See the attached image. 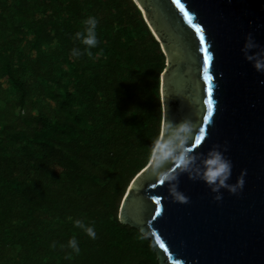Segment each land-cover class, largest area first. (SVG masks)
I'll return each mask as SVG.
<instances>
[{
    "label": "trees",
    "instance_id": "trees-1",
    "mask_svg": "<svg viewBox=\"0 0 264 264\" xmlns=\"http://www.w3.org/2000/svg\"><path fill=\"white\" fill-rule=\"evenodd\" d=\"M89 15L99 43L75 57ZM164 68L133 0H0V264H159L118 209L159 138Z\"/></svg>",
    "mask_w": 264,
    "mask_h": 264
},
{
    "label": "water",
    "instance_id": "water-1",
    "mask_svg": "<svg viewBox=\"0 0 264 264\" xmlns=\"http://www.w3.org/2000/svg\"><path fill=\"white\" fill-rule=\"evenodd\" d=\"M133 1L165 55L156 144L165 138V121L188 119L197 165L219 146L232 162L228 183H235L242 169L246 174L242 189L221 188L216 200L203 180L182 172L178 188L189 199L181 203L166 184L153 180L151 156L127 187L118 219L150 236L159 264H264V71H257L243 50L248 34L264 46V0H181L193 24L201 26L203 45L175 0ZM205 53L210 79H205ZM201 129L204 137L196 145ZM168 170L179 169L170 161Z\"/></svg>",
    "mask_w": 264,
    "mask_h": 264
},
{
    "label": "clouds",
    "instance_id": "clouds-1",
    "mask_svg": "<svg viewBox=\"0 0 264 264\" xmlns=\"http://www.w3.org/2000/svg\"><path fill=\"white\" fill-rule=\"evenodd\" d=\"M83 23L86 27L83 31H77L75 37L87 47L84 49L73 47L71 53L75 57L84 54L91 56V49L99 43L97 36L98 18L94 15H89ZM251 49H254V51H250ZM243 50L245 51V58L253 63L255 69L264 71V46L256 43L251 34L247 35ZM192 128L193 125L188 119L179 122L165 121L163 128L165 138L155 145V152L151 153L153 159L148 171L151 173L153 180H159L162 184H166L172 199L181 203H186L189 199L178 188V177L182 172L187 173L191 179L203 180L211 191L216 194L214 196L216 200L222 198L221 188L237 193L244 186L246 169L241 170L235 183H228L232 174V162L219 149V146L209 149L203 160L197 165V155L189 147ZM173 156L176 157L175 161H172ZM170 161L177 164L178 171L173 170L170 172L168 170ZM73 223L90 238H96L97 232L94 224L85 223L83 219H75ZM51 246L55 247L56 243L53 242ZM65 246L72 250L71 253H68L69 257H71L72 253L79 254L81 251L79 241L75 235L67 241V245H61V247Z\"/></svg>",
    "mask_w": 264,
    "mask_h": 264
},
{
    "label": "snow or ice",
    "instance_id": "snow-or-ice-1",
    "mask_svg": "<svg viewBox=\"0 0 264 264\" xmlns=\"http://www.w3.org/2000/svg\"><path fill=\"white\" fill-rule=\"evenodd\" d=\"M175 3L180 7L181 11L184 12V16L187 19L188 23L191 24L193 28H195L197 33H200V43H201V45H203L205 43V38H204L203 33L201 32V26L198 24H193L189 13L187 11H184V5L181 3V0H175ZM208 65H209V57L205 53V55H204L205 79H210V77H208V75H207ZM212 110H213V104H212L211 99H209L207 101L208 116H210L212 114ZM208 116H205L204 119L205 120L208 119ZM203 137H204V132H203V129H201L199 135L196 136V138H195L196 145H201V141H202ZM194 147H195V145H194Z\"/></svg>",
    "mask_w": 264,
    "mask_h": 264
}]
</instances>
